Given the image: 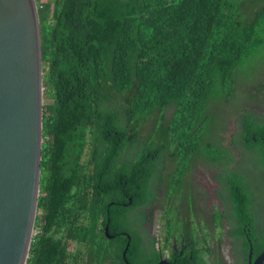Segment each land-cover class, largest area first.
Instances as JSON below:
<instances>
[{"label": "trees", "instance_id": "16d2710c", "mask_svg": "<svg viewBox=\"0 0 264 264\" xmlns=\"http://www.w3.org/2000/svg\"><path fill=\"white\" fill-rule=\"evenodd\" d=\"M35 3L43 142L26 264H160L162 243L137 225L158 210L169 234L179 213L198 216L207 173L219 188L217 232L172 228L187 236L180 264H206L197 250L209 238L229 242L235 264L264 254V100L216 134L237 76L264 52V0ZM226 218L241 231L223 232ZM171 254L166 263L179 264Z\"/></svg>", "mask_w": 264, "mask_h": 264}, {"label": "water", "instance_id": "95a60500", "mask_svg": "<svg viewBox=\"0 0 264 264\" xmlns=\"http://www.w3.org/2000/svg\"><path fill=\"white\" fill-rule=\"evenodd\" d=\"M42 105L35 0H0V264L28 259L39 197ZM105 234L113 239L108 228ZM254 264H264V254Z\"/></svg>", "mask_w": 264, "mask_h": 264}, {"label": "flooded vegetation", "instance_id": "af4514ba", "mask_svg": "<svg viewBox=\"0 0 264 264\" xmlns=\"http://www.w3.org/2000/svg\"><path fill=\"white\" fill-rule=\"evenodd\" d=\"M205 186L206 188L212 191L209 193L210 198L208 199V201L206 200L204 201L205 209L201 212H198V216H195V218H191L189 216H182L179 213L180 218L178 220L177 219L170 220V226L176 231H178V233H187V227L189 229L192 228L194 230H204L205 232L206 229L198 227L199 224H206L209 232L211 233L217 232L216 225H215V222L217 221V217L215 215V212L212 209L209 210V206L218 207L220 204L219 199H218V193H217V191H219V188L217 187L218 184L211 179V180L206 181ZM157 216H158V210L154 214L153 218L157 220ZM151 220L154 224V231H155V221L153 219ZM157 226H158V222H157ZM172 228H171L170 233L164 237V240L162 241V245L159 246L161 249L160 252L163 253L162 260H165V261L169 260L170 256H172L171 254V250H172L176 258V260H174V263H179V264L184 263L188 255L186 252L187 249L186 247H184L187 236L179 237L177 235V232L172 230ZM222 228H223V232L228 233V234L239 233L242 229L241 224L236 225V226L232 225L231 221L227 218L222 220ZM171 242H173L174 244L173 246L170 247ZM186 246L189 247V246H192V244L188 243ZM209 249L210 251H208L205 254L207 262H208L206 264H226V263H219V259H218L219 251L221 252L222 256H225L227 252L229 255L233 256V259L236 254L232 246L230 245V243L226 241H223L222 243H220L217 240H215L213 243L209 245ZM164 251L166 252L164 253ZM229 264H233V263L231 262Z\"/></svg>", "mask_w": 264, "mask_h": 264}, {"label": "rangeland", "instance_id": "374dc122", "mask_svg": "<svg viewBox=\"0 0 264 264\" xmlns=\"http://www.w3.org/2000/svg\"><path fill=\"white\" fill-rule=\"evenodd\" d=\"M41 2H46L47 0H40ZM245 73L243 75H238L236 78V92L233 95L230 103L223 104V109L220 112V114L217 115V118L223 117V123L221 128L218 127V132L216 134H220L221 131L225 130L229 124L230 120H228V116H232L233 118H237L241 116L242 112L245 109H251L254 106V109L259 112L263 106V104L258 103L259 101L264 100V93H261L259 91V85L264 82V52H260L255 56H251V59L248 63H246L243 67ZM262 95V97H260ZM258 101V102H257ZM221 122V121H220ZM229 135L227 136V138ZM218 153V148L214 150ZM249 165V162H248ZM248 170H251L250 168ZM203 176H205V173H203ZM208 179L211 180L210 174L207 173ZM256 176V175H255ZM264 186V185H263ZM261 200H264V191L261 192ZM161 203H159L156 206H160ZM155 221V231H154V224L150 219V222H146L145 225H137L136 229L139 233L143 235V237H146V234L150 233L149 236L154 237L157 239L159 244L162 243L164 240V237L168 234L169 230L166 231L165 234L160 233V228L157 226V220L155 218H152ZM132 224L131 226L133 227ZM129 226L130 231L132 230V227ZM33 232V236H34ZM32 236V239H33ZM216 239L209 238L207 239L205 245H210L213 243ZM173 242L170 243V247L173 246ZM162 245V244H161ZM158 250L160 251V247L158 246ZM210 249H199L197 252L199 254H206Z\"/></svg>", "mask_w": 264, "mask_h": 264}, {"label": "clouds", "instance_id": "9594fccd", "mask_svg": "<svg viewBox=\"0 0 264 264\" xmlns=\"http://www.w3.org/2000/svg\"><path fill=\"white\" fill-rule=\"evenodd\" d=\"M261 203L263 204L262 200H261ZM207 246H209V245H207ZM250 252H252V250H250ZM218 259H219V263L229 264V263L232 262L233 264H235L234 263L233 256L232 255H229L227 252H226V255L225 256H222L221 255V252L219 251ZM250 259H251V257H250V255H248L246 264H254L257 261V259L254 260V261H252V260L250 261ZM162 262H166V261L165 260H162Z\"/></svg>", "mask_w": 264, "mask_h": 264}, {"label": "bare ground", "instance_id": "6f19581e", "mask_svg": "<svg viewBox=\"0 0 264 264\" xmlns=\"http://www.w3.org/2000/svg\"><path fill=\"white\" fill-rule=\"evenodd\" d=\"M235 144V142L233 143V145Z\"/></svg>", "mask_w": 264, "mask_h": 264}]
</instances>
